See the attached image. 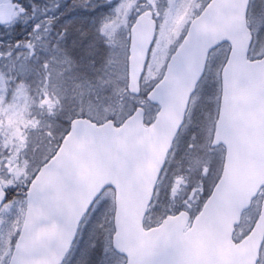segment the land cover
Listing matches in <instances>:
<instances>
[{
  "label": "water",
  "instance_id": "water-1",
  "mask_svg": "<svg viewBox=\"0 0 264 264\" xmlns=\"http://www.w3.org/2000/svg\"><path fill=\"white\" fill-rule=\"evenodd\" d=\"M250 0H211L189 27L148 100L160 107L145 126L138 108L121 127L75 119L56 155L26 193L27 207L9 264H63L80 224L107 188L116 192L114 251L126 264H257L264 243V200L252 232L233 237L243 214L264 188V58L249 60ZM12 3H0V27L13 22ZM153 21L131 31L128 92L141 94V78L155 40ZM231 47L222 71V101L213 148L226 149L221 180L192 222L187 212L144 229L160 175L184 125L189 102L210 53ZM7 194L0 184V209Z\"/></svg>",
  "mask_w": 264,
  "mask_h": 264
},
{
  "label": "rangeland",
  "instance_id": "rangeland-1",
  "mask_svg": "<svg viewBox=\"0 0 264 264\" xmlns=\"http://www.w3.org/2000/svg\"><path fill=\"white\" fill-rule=\"evenodd\" d=\"M17 1H20L17 7L25 8L26 13L15 18L11 27L0 28V178L7 187L20 184L24 180L28 182L42 164L51 158L62 136L63 122L69 121L77 113L80 115L81 108L89 113H96L93 107H83L82 104L73 101L70 103L64 101L53 106L50 99H47L48 108L45 104H42V109L37 108V94L45 88L42 87L45 81L43 83L38 74L45 69L46 64L44 65L40 59L46 63L50 62V58L57 50L59 53L54 62L57 66L64 65V68L52 70L55 82L57 77L64 84L73 79L82 81L80 78H83L86 79L87 84H92L94 90L100 85H108L100 89L107 90V94L103 93L102 101H99L100 112L97 116L90 117L91 119L95 120L98 117L105 121L107 116L104 107H106V109L109 108V118L119 117L118 121H122L135 106L142 105L146 110L148 109L146 122L150 123L154 110L148 107L143 99H136L135 103L126 100L124 104V97L118 92L125 90V87L127 89L131 26L137 18L153 14V5L158 7V12L162 11L161 0H109V12L106 6L99 4L96 10L97 18L90 19L87 14L81 16L72 14L64 18L62 16L64 10L59 9V3H71V0L46 1L44 5L34 0ZM208 1L168 0V7L164 12L166 14L161 15V19H159L161 16L155 18L159 32L156 35L142 82L147 89L161 80L168 60L183 41L190 22ZM251 3L253 17L250 22L254 42L250 58L256 60L264 56V0H252ZM67 8L68 5L64 6V9ZM82 17L83 20L75 24V21ZM29 19L30 25L27 22ZM18 25L25 27L23 37H28L26 52L23 54L13 45L12 32H15ZM81 28H85L90 34L94 32L95 40L91 45L85 40L86 32L83 33ZM14 35L16 33H13ZM80 36L82 40L78 39ZM227 54L228 49L222 48L214 51L210 57L205 78L194 101L200 98L210 85H213L212 94L209 98L198 99L197 103L192 101L191 106L193 103L194 105L190 107L188 113V130L184 133L188 135L184 136V141L182 136L180 141L178 140L179 143L176 142V148L174 147L175 151L177 150L176 153L178 149L180 153L184 152L186 145H193L191 135L196 136L200 128L195 140V151L190 156L175 157L174 162L173 159L170 160L172 164H169L170 167L165 176L167 179L161 185L162 189L168 193L162 195V190L160 194L158 193L153 211L155 218L160 219L159 216L162 214L163 217L165 214L174 213L176 208L174 207L173 210L171 206L177 203L185 205L184 200L187 197H193L196 200L193 205L195 207L199 200L196 194H203L199 187L205 177L207 180L201 202L206 195L208 196L218 179L221 161L213 160L214 155L211 154L214 151L210 150V144L219 117L220 75ZM11 60H14V63ZM13 65L14 70L11 68ZM10 86H13V91ZM10 92L15 93L13 98ZM48 116L54 121L49 122ZM58 126L61 128L57 129ZM192 131L194 133L189 134ZM217 155L222 156L221 151H217ZM9 157L13 162L9 160ZM21 162H25V165L21 166ZM11 163L13 168H10ZM206 167L210 169L209 172ZM179 169H189L186 176L188 183L185 182V187L188 186V188L178 185L183 176ZM109 193L104 194L96 203L94 210L89 213L65 264H123L122 260H119L110 250L112 230L109 217L114 211V196ZM174 195L178 197L174 199ZM261 199L258 197L254 201L252 209L247 213L248 218H244L247 223L244 228L238 230L236 234L239 237L238 240L250 229L258 214ZM24 213L25 202L20 197L0 212V264L9 262Z\"/></svg>",
  "mask_w": 264,
  "mask_h": 264
},
{
  "label": "trees",
  "instance_id": "trees-1",
  "mask_svg": "<svg viewBox=\"0 0 264 264\" xmlns=\"http://www.w3.org/2000/svg\"><path fill=\"white\" fill-rule=\"evenodd\" d=\"M0 2H14V3L16 2V3H18L20 1H17V0H0ZM23 7H25V6H23ZM23 9H24V11H23ZM23 9L18 7V10L16 13V19L21 14L26 13L25 8H23ZM28 17H30V16H28ZM27 22L30 25V19ZM24 29H25V27L23 25H18L16 27L15 32H12V38L14 40L13 45H15L21 51V54L26 52V47L28 45V37H23V36H25V35H23ZM13 33H16V35L13 36ZM40 61L44 65L46 64V66H45L44 70L39 71L38 75H39V77L43 83L45 81V84H43V86L45 87L44 91L45 92L47 91V93H46L47 97L52 102L57 104L59 102H64V101H66V103L73 101L74 103L82 104L83 107H93V111L96 112V113H93V112L89 113L84 108H81L82 111H81V113H79L80 115H77L78 114L77 113V114H75V117L81 116V117L90 118V117L95 116V115L97 116V113L100 112V108H101V104L99 101H102L103 93L107 94V90L101 91L100 89L104 86H108L107 84L106 85H100L96 88V90H94L92 84H87V82L84 80L83 81H77V79H73L71 82L64 84L63 82H61L60 78L57 77L56 82H55L54 81V73H52V70L58 66L54 62L55 61L54 57H51L50 62H48V63H46V61H43L42 59H40ZM11 62L14 63V60H11ZM35 63L37 64L36 61H35ZM11 68H12V70H14V65ZM39 95L42 96V93ZM60 95H62V98H60ZM123 96L125 97V93H123ZM37 103H39V102H37ZM104 108L103 109L105 110V112L109 114V110H106V107H104ZM49 119L51 122L54 121L53 118H51L50 116H49ZM65 125L68 126L69 124L67 122H65ZM48 138L49 137H47V139ZM58 144H59V142H58ZM214 158L216 161L217 159L215 156H214ZM204 184H205L204 182L202 184H200L199 189L201 192L204 190ZM27 185H28V183L26 182V183H22L18 187H16L17 193L24 197V193H25V190L27 188ZM185 188H188V186ZM196 195L198 196V198H200V193L196 194ZM177 197H178V195H174L173 198L175 199ZM184 201L186 202L185 205L183 203H177V204L171 206V208H173V210H174V207L176 208L175 209L176 211H174V212H178L181 209H186L188 206L194 207L193 205H194V202L196 200H194L193 197H191V198L187 197V198H185ZM153 213L155 214V212H153ZM161 214H162V212H161ZM162 215L159 217L164 218V216L166 214L163 217H162ZM157 216H158V214H157ZM156 219H158V217Z\"/></svg>",
  "mask_w": 264,
  "mask_h": 264
},
{
  "label": "flooded vegetation",
  "instance_id": "flooded-vegetation-1",
  "mask_svg": "<svg viewBox=\"0 0 264 264\" xmlns=\"http://www.w3.org/2000/svg\"><path fill=\"white\" fill-rule=\"evenodd\" d=\"M34 1H38L39 4H42V5L46 4L44 0H42V2H40L41 0H34ZM99 4L106 6L107 11L109 12V0H71V3H68V2L66 4L59 3V9L64 10V12L62 13V16L64 18H67L71 16L72 14H77L80 16L87 14V17L91 19V18H97L96 10ZM66 5H68V8L64 9V6ZM71 10L73 11L71 12ZM81 20H83V17L77 19L75 21V24L80 22ZM81 30L83 31V33L86 32V34L85 35L83 34V35L84 37H86L85 40L87 41V43L91 45L95 40L94 39L95 37L93 36L94 32H91L90 34V32L86 30L85 28H81ZM76 34L78 33L76 32ZM78 39L82 40L81 36Z\"/></svg>",
  "mask_w": 264,
  "mask_h": 264
}]
</instances>
